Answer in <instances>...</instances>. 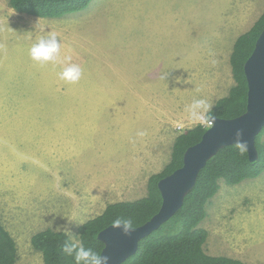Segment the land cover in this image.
<instances>
[{
  "label": "rangeland",
  "instance_id": "374dc122",
  "mask_svg": "<svg viewBox=\"0 0 264 264\" xmlns=\"http://www.w3.org/2000/svg\"><path fill=\"white\" fill-rule=\"evenodd\" d=\"M263 10L264 0H92L35 17L0 0V219L17 242L16 264H44L31 243L37 231H64L71 220L78 239L109 202L146 195L179 125L197 124L184 104L214 106L228 93L233 43ZM49 32L60 60L81 67L77 83L58 78L61 63L30 59ZM201 225L207 253L264 264V171L222 182Z\"/></svg>",
  "mask_w": 264,
  "mask_h": 264
},
{
  "label": "trees",
  "instance_id": "16d2710c",
  "mask_svg": "<svg viewBox=\"0 0 264 264\" xmlns=\"http://www.w3.org/2000/svg\"><path fill=\"white\" fill-rule=\"evenodd\" d=\"M91 1L9 0V3L18 13L35 17H60L85 8ZM263 29L264 11L249 29L235 39L229 58L234 84L225 96L216 101L213 116L233 118L246 111L248 82L244 64ZM206 129L204 125L196 124L183 129L175 137L170 159L161 171L149 177L146 195L133 200L109 202L101 213L82 222L77 234L85 247L101 253L104 242L98 238V234L117 218H130L133 226L142 225L151 219L162 204L159 180L183 165L185 151L201 140ZM263 136L264 127L256 136L260 154L256 161L250 160L248 151L241 155L236 144L222 147L201 169L195 186L186 195L180 209L158 228L142 237L137 250L122 264H248L239 258L207 253L204 246L209 231L201 223L208 216V208L221 189L222 182L239 184L264 171ZM68 239L69 236L64 231L46 227L33 234L31 243L35 250L42 253L44 264H73L72 257L62 251V246ZM17 259V242L0 219V264H16Z\"/></svg>",
  "mask_w": 264,
  "mask_h": 264
},
{
  "label": "water",
  "instance_id": "95a60500",
  "mask_svg": "<svg viewBox=\"0 0 264 264\" xmlns=\"http://www.w3.org/2000/svg\"><path fill=\"white\" fill-rule=\"evenodd\" d=\"M244 71L248 82L247 109L233 118L215 117L201 140L187 148L183 165L158 182L162 194L160 210L134 231L125 235L112 224L102 229L98 238L104 242L101 254L110 257L109 264H122L138 247L139 240L158 228L183 205L189 191L195 186L201 169L207 161L227 145L236 144V132L241 131V141L247 142L251 161L259 159L256 136L264 127V29L256 40L255 47L245 61Z\"/></svg>",
  "mask_w": 264,
  "mask_h": 264
},
{
  "label": "clouds",
  "instance_id": "9594fccd",
  "mask_svg": "<svg viewBox=\"0 0 264 264\" xmlns=\"http://www.w3.org/2000/svg\"><path fill=\"white\" fill-rule=\"evenodd\" d=\"M43 31V29H41ZM61 42L57 39L55 32H49L45 36H41L28 50L30 59L37 65L44 66L48 63H61L62 70L57 73L58 78L66 83H77L82 77V69L78 64L66 63L70 61V57H65L64 61L60 60ZM199 91V90H197ZM225 96V95H224ZM213 104L205 98H195L185 107V111L189 120L194 123L212 127L215 117L212 115ZM181 130L185 129L181 124ZM189 128V127H186ZM143 137L146 132L139 131L136 134ZM242 132H236V148L243 155L247 150V142L241 141ZM72 221L68 220L64 225V232L69 236L62 246V251L69 257H72L73 264H109L110 257L94 251L92 248L85 247L83 242L76 239L71 231ZM112 227L123 231L125 235H129L134 231L132 219L117 218L112 221Z\"/></svg>",
  "mask_w": 264,
  "mask_h": 264
},
{
  "label": "crops",
  "instance_id": "0c3cea01",
  "mask_svg": "<svg viewBox=\"0 0 264 264\" xmlns=\"http://www.w3.org/2000/svg\"><path fill=\"white\" fill-rule=\"evenodd\" d=\"M263 11H264V10H263ZM259 15H261V14L259 13ZM259 15H257V16H259ZM184 105L187 106L188 104H184ZM171 113H173V111H169L167 115H170ZM160 120H161V119H160ZM157 122H158V120H155V123H157Z\"/></svg>",
  "mask_w": 264,
  "mask_h": 264
}]
</instances>
